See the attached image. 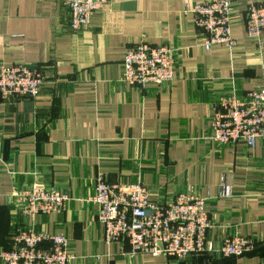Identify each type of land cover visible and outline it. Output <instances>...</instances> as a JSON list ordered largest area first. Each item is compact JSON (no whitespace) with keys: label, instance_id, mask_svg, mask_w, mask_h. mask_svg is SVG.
I'll return each instance as SVG.
<instances>
[{"label":"crops","instance_id":"1","mask_svg":"<svg viewBox=\"0 0 264 264\" xmlns=\"http://www.w3.org/2000/svg\"><path fill=\"white\" fill-rule=\"evenodd\" d=\"M208 1L110 0L74 32L61 0H0V66L23 64L45 77L35 98L0 97V250L25 227L64 235L70 264H264L263 144L217 145L209 124L220 97H243L264 82V33L259 46L245 31L247 6L264 0H234L233 53L224 45L206 51L182 13ZM142 42L177 48L169 86L136 90L119 81L126 49ZM98 174L110 185L141 184L152 202L197 195L214 248L238 235L255 249L228 259L131 256L125 239L104 241L87 201ZM224 177L227 198L219 196ZM27 185L57 188L70 200L31 222L12 201Z\"/></svg>","mask_w":264,"mask_h":264},{"label":"built area","instance_id":"2","mask_svg":"<svg viewBox=\"0 0 264 264\" xmlns=\"http://www.w3.org/2000/svg\"><path fill=\"white\" fill-rule=\"evenodd\" d=\"M70 14L74 32L84 28L95 13L110 0H61ZM234 0H210L186 6L183 15L192 18L202 47L224 45L230 53L237 42L231 36ZM247 38L262 45L264 5L249 4L246 9ZM177 48L164 43L142 42L126 49L119 81L134 89L153 85L169 86L175 78ZM45 77L26 65L0 66V97L32 99L40 91ZM210 140L217 145L243 143L248 149L257 141L264 147V82L245 96L234 93L220 97L210 117ZM226 177L221 179L219 196L231 195ZM68 196L57 188L39 185L18 186L12 201L14 208L34 222L37 216L64 211ZM96 207V221L106 243L125 239L131 256H163L184 261L200 254H217L238 258L255 249L254 241L234 235L224 238L214 248L207 240L210 229L206 201L197 195L178 194L169 202H152L149 191L141 184L110 185L104 175L95 178L94 194L87 200ZM49 247L42 248L43 244ZM68 240L64 235L48 234L33 228H17L10 250H0L2 264H70Z\"/></svg>","mask_w":264,"mask_h":264},{"label":"trees","instance_id":"3","mask_svg":"<svg viewBox=\"0 0 264 264\" xmlns=\"http://www.w3.org/2000/svg\"><path fill=\"white\" fill-rule=\"evenodd\" d=\"M12 248V245H11V247L9 248V250ZM253 252V251H252ZM201 255V254H200ZM199 256V255H198ZM194 256H192V258H193Z\"/></svg>","mask_w":264,"mask_h":264}]
</instances>
